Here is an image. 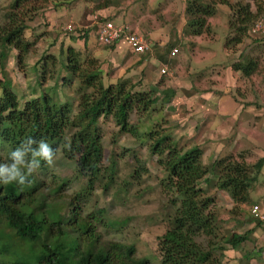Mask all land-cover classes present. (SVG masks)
<instances>
[{"label": "rangeland", "instance_id": "1", "mask_svg": "<svg viewBox=\"0 0 264 264\" xmlns=\"http://www.w3.org/2000/svg\"><path fill=\"white\" fill-rule=\"evenodd\" d=\"M197 1L201 4L213 1L214 11L205 18L207 27L195 41L186 32L184 25L180 24L186 21V16H175L182 0L164 1L162 7L169 3L164 8L166 12L162 14L159 10L154 14L145 11L146 16L141 19L139 26L149 30L150 41L142 36L150 44L148 50L160 52L161 49L164 52L167 43L179 50L171 58L168 57V50L166 62L159 63L153 54L151 58L145 59L148 50L147 54H141L142 57L131 54V59L128 60L129 56L125 55L121 61H118L117 56L111 60L110 50L102 48H99L97 54L91 55L82 44L80 36L70 35L63 30L66 23L75 25L69 19L74 22L80 19L82 2L75 1L69 7H52L50 3L36 0L30 3L35 11L26 14L31 16V20L26 21L27 28L24 31V38L31 43L30 53L18 68L13 60L14 51H11L5 66L4 76L10 80L11 90L16 94L19 105L46 92L53 102L66 101L72 105L71 113L75 111L79 96L77 81L63 85L60 79L48 78L50 72L40 81L38 69L33 68L36 58L52 55L55 58V76L68 75L62 64L64 49L71 46L79 52V62L83 66L92 63L90 67L101 72L104 85L123 81L133 85L132 90L136 92L146 91L152 85L157 86L156 100L150 109L146 113H130L129 123L134 129L133 133L119 132L111 117L100 118L98 124L102 142V176L90 192L77 195L83 189L85 181L76 173L74 159L64 157L59 148L51 166L46 164L44 168L36 170L38 178L43 181L40 195L43 200L38 203L40 199L36 197L33 202L38 211H42L43 206L48 204L50 209L67 214L68 198L53 204L49 202V197L55 193L52 189L63 181V185L57 190L60 194L78 196L76 203L80 208V215L99 213L100 219L94 225L95 230L101 234L102 241L132 244L134 255L146 258L148 264H159L158 238L167 229L168 218L172 217L178 203L171 200L173 194L162 190L160 182L164 173L156 163L157 156L149 151V141L144 134L145 126L164 128L183 150L192 146L199 147L202 150V164L209 170L207 178H212L217 172L212 167L214 159L243 152L245 160L253 162L264 153V34L248 32L244 41L234 48L227 49L223 43L229 34L227 24L232 14L229 7L247 2L254 10L256 2ZM10 2L11 0H0V21L10 10ZM261 4L263 9L264 0H261ZM19 10L20 8L16 12ZM87 12L90 13L89 8ZM258 18L264 20V12ZM114 21L115 24L120 23L116 18ZM85 22L88 25L87 19ZM161 23L168 24L161 26ZM136 31L138 32L137 29ZM69 32L72 33L73 29ZM91 41L93 38H88L86 44ZM250 60L253 64L247 62ZM236 63L237 66L245 67L246 72L238 70ZM158 65L159 69L166 67L169 74L160 75L155 80L152 78L158 74ZM160 90L170 95L173 91V95L165 101ZM206 96L211 99L207 101ZM205 101L207 103L203 105ZM241 105L242 109H239ZM211 110L216 112L206 113ZM112 162L114 169L108 178V168ZM260 174L250 195L253 200L258 198L257 204L264 209V170ZM206 183L200 181V185L207 188V193L215 196V203L211 207L219 225L216 242L224 247V258H219L218 255L216 257L221 263L213 264H264V224L250 219L248 206H232L225 191L205 185ZM246 230H250L247 239L236 249L228 248L226 240L231 233L243 234ZM83 248L89 250L86 244H83Z\"/></svg>", "mask_w": 264, "mask_h": 264}, {"label": "trees", "instance_id": "2", "mask_svg": "<svg viewBox=\"0 0 264 264\" xmlns=\"http://www.w3.org/2000/svg\"><path fill=\"white\" fill-rule=\"evenodd\" d=\"M39 1L50 3L52 7H69L73 2L82 0ZM114 1L95 0L90 14H95L94 11ZM31 2L36 0H11L10 10L0 21V164L10 163L11 151L20 147L27 139L37 141V144L32 145L33 148L43 140L54 153L60 148L64 157L74 159L76 173L85 181L83 189L77 193L82 195L90 192L102 176V142L98 124L100 118L111 117L119 132L133 133L134 129L129 123L130 113H146L156 100L158 88L152 85L146 91L136 92L132 90L133 85L123 81L104 85L101 72L90 67L92 63L83 66L79 62V52L67 46L65 53L63 51L62 67L68 75L55 76V58L49 54L36 58L33 68L38 69L40 81L45 79L47 72H50L48 78L60 79L63 85L77 81L79 96L75 111L71 113L72 105L66 101L53 102L46 92L19 105L16 94L11 90L10 80L4 76L5 66L11 51H14L13 60L18 68L30 53L31 43L24 38V31L27 28L26 21L31 20V16L26 14L35 11ZM253 2L257 5L254 10L247 2L229 7L232 14L228 19L229 34L224 42L225 48L241 44L248 35L250 26L264 12L261 0ZM213 5V1L210 4H201L197 0L185 1L183 13L186 16L184 28L187 33L199 35L206 29L205 18L213 14ZM18 8L20 10L16 12ZM105 20L115 24L108 17L101 19ZM74 28L72 27L73 30ZM87 29L82 35L83 42ZM172 46L173 44H166L164 55L161 54L164 62L165 54ZM110 47L112 46H104ZM235 66L246 72L245 67ZM172 95L173 91L171 95L163 93L165 101ZM145 127L149 151L157 156L156 163L164 173L160 182L162 190L173 194L171 200L178 203L174 214L168 218L167 229L158 238L159 264L221 263L216 257L218 255L219 258H224V247L216 242L219 225L211 207L215 203V196L209 195L200 181L225 191L232 206L249 207L258 200H253L250 192L264 170V153L253 162H247L243 152L214 159L212 167L217 172L212 178H207L209 170L202 164V150L199 147L192 146L183 150L164 128L157 129L153 125ZM46 164L41 160L38 170ZM108 169L110 178L114 162ZM63 183L62 181L52 189L55 193L49 197V202L53 204L68 198L67 214L50 209L48 204L43 206L42 211L36 210L37 207L33 205L36 197L40 199L38 203L43 200L40 196L43 181L38 178L36 171L28 176V182L23 186L0 182V264H148L146 258L134 255L132 244L102 241L101 234L95 230L94 225L100 219L99 213L80 215V208L76 203L78 196L58 192L57 188ZM249 232L250 230L243 234L231 233L226 245L230 249H236L247 239ZM83 244L89 250H84Z\"/></svg>", "mask_w": 264, "mask_h": 264}, {"label": "crops", "instance_id": "3", "mask_svg": "<svg viewBox=\"0 0 264 264\" xmlns=\"http://www.w3.org/2000/svg\"><path fill=\"white\" fill-rule=\"evenodd\" d=\"M164 1L167 2L168 0H115L114 2H112L110 4H107V5L103 6L102 8H99L98 10L94 11V13L97 14V15H99L102 18L103 17L104 18L105 17H108L113 22H115L114 21V18H116L117 20L120 21V23H118V24H120V25L122 24L125 27H127V28H129L131 30H134V31H136V29H137L138 32L137 31L136 32L138 34H140L141 37L143 36V37H145V39H147V40L150 41V39L148 37L149 30L148 29H146V30L142 29L139 26V22L141 21V19H143L146 16L145 15V11H149V12H151V14H154L155 12H157V10L160 11V14H162V12H166V10H164V8H166L168 6L167 4L169 2L162 7V4H163ZM185 1L186 0H182L181 5L179 3V5L181 7L178 6V10H177L178 12H175L176 13L175 16H181V18H183V14H184L183 13V9H184ZM81 2H82L83 8H82V12H81L80 17H79L80 19L78 20L79 22L78 21L76 22L75 19H74L75 22L72 19H69L70 20L69 22H72V23L75 24V25H72V27H75V28H74V30H73L72 33L71 32H68V33H70V35H74L76 37H79L80 36L82 38L81 39L82 44L85 46V49H87V51L91 55L97 54V51L99 50V48H102V49H105V51L106 50H110L111 60H113V57L114 56H117L118 57V61H121L122 59H124L125 55L126 56H129L128 57L129 58L128 60H130L131 59V57H130L131 54L132 55H137V56L140 55V57H142L141 54H143V53H133V52H131L128 49V47L126 46V44L124 42H122V41L121 42H118V43H115V44H112L111 45L112 47H110V48H104V46H106V45L99 44V42L97 40V36H96L95 26L91 24V20H90V18L92 16L90 14L91 12L90 13H88L89 11L87 12L88 8L90 9L92 7V5L95 2V0H82ZM83 10H84V12H83ZM179 10H181V11L179 12ZM86 19L88 20V23L87 24H88L89 27L87 29L88 31H87L86 39L83 42L82 35H83L84 32H79V30L77 28H78V25L86 24V22H85ZM148 24H149V21H148ZM164 24H168V23H161L160 25L162 26ZM180 24H181V26L184 25V27H185V21H182V23L180 22ZM139 29L144 32V35H143V33ZM168 32H169V30H168ZM74 36H72V37H74ZM190 37H191V39H193V41H195L194 39H196L198 37V35H192V34H190ZM88 38H93V41H91L90 44L87 45L86 44V40ZM161 38H163V37H161ZM74 40H78V39L74 38ZM98 46H100V47H98ZM149 47H150V44H149ZM172 47H175V46H172ZM197 47L198 46H196V48ZM171 49H169V51ZM223 50H224V52L226 54H228V52L226 51L225 48H223ZM178 51L179 50L177 48V52L174 55L168 56V57H170V58L171 57H174L178 53ZM147 52H148V56H146L145 59L151 58V56L153 54V56L158 60L159 63L163 62V59H162L163 52H162L161 49H160V52L161 53L158 50L157 51H154V52H152V50H148ZM147 52H146V54H147ZM167 54L165 55V60H166ZM193 54H194V51H193ZM232 55H234V53H232ZM195 57H196L195 59H198L197 56H195ZM135 62H139V61L138 60H135ZM250 62H251V60H250ZM157 68H158L157 70H159V65L157 66ZM157 73L158 74H156L153 78L152 77L151 78L152 79H155V80L156 79L158 80L161 77L160 75H162V74H159L160 73L159 71H157ZM214 96H215V94H214ZM218 96H219V94H218ZM218 96H217V98H219ZM205 98L207 99V101H208V99L209 100L211 99L210 96H206ZM207 101L203 102V105H204V103H207ZM239 109H242V105H241V107ZM214 112H216V111H213V110L206 111V113H209V114H212ZM207 117L210 118V116H207ZM201 159H202V155H201ZM259 223L260 224H264L262 222H259ZM257 250L259 251L260 248L258 247Z\"/></svg>", "mask_w": 264, "mask_h": 264}, {"label": "built area", "instance_id": "4", "mask_svg": "<svg viewBox=\"0 0 264 264\" xmlns=\"http://www.w3.org/2000/svg\"><path fill=\"white\" fill-rule=\"evenodd\" d=\"M91 24L95 26L96 36L99 44L112 45L118 42H124L128 49L133 53H144L149 49V42L144 40L140 34L131 30L124 25L114 24L109 20L101 21V17L97 14L91 16ZM87 27L86 24L78 25L79 32H83ZM72 29L71 23H66L63 30L69 32ZM251 34H264V20L258 18L249 28ZM177 48L173 47L169 51V56L174 55ZM160 74L168 75L167 68L162 66L159 69ZM249 215L252 220L264 223V209L259 204L254 203L248 207Z\"/></svg>", "mask_w": 264, "mask_h": 264}, {"label": "clouds", "instance_id": "5", "mask_svg": "<svg viewBox=\"0 0 264 264\" xmlns=\"http://www.w3.org/2000/svg\"><path fill=\"white\" fill-rule=\"evenodd\" d=\"M33 144H37V141L29 138L11 151V162L0 164V182L23 186L28 182V176L40 167L41 160L49 166L54 163L55 153L47 142L39 141L36 148L32 147Z\"/></svg>", "mask_w": 264, "mask_h": 264}]
</instances>
